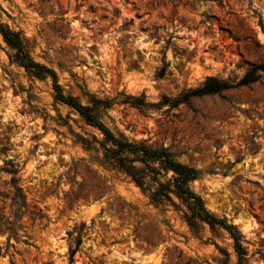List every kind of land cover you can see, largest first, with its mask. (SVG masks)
Returning <instances> with one entry per match:
<instances>
[{"label": "rangeland", "instance_id": "rangeland-1", "mask_svg": "<svg viewBox=\"0 0 264 264\" xmlns=\"http://www.w3.org/2000/svg\"><path fill=\"white\" fill-rule=\"evenodd\" d=\"M0 24L65 95L111 100L102 122L113 133L199 170L190 188L243 236L248 264H264V73L158 105L263 63L264 0H0ZM13 53L0 35V264H237L224 229H191L97 165L80 139L99 132Z\"/></svg>", "mask_w": 264, "mask_h": 264}, {"label": "trees", "instance_id": "trees-1", "mask_svg": "<svg viewBox=\"0 0 264 264\" xmlns=\"http://www.w3.org/2000/svg\"><path fill=\"white\" fill-rule=\"evenodd\" d=\"M0 35L6 45L14 51L11 57L15 62L34 77H50L55 101L72 109L85 125L99 132L100 140L94 136L91 142L80 139L86 151L100 154L92 157L97 165L124 175L155 208L165 212L166 207L170 206L181 212L191 229H198L200 224H206L211 230L216 227L224 229L233 240L237 264H248V258L243 252V236L233 225H228L225 219H218L210 213L201 196L190 188V184L199 179V170L178 162L176 155L168 148L149 146L146 141L128 140L120 133H113L102 122L104 110L112 106L111 100L91 98L88 105H82L77 99L63 93L52 70L29 59L28 46L20 33L0 24ZM261 73H264V62L250 66L237 83L207 77L198 88L184 92L173 100L164 97L158 105L169 104L176 107L179 104H187L193 97L215 95L225 90L248 86L257 82ZM75 245H78V242ZM74 253L75 249H70V262Z\"/></svg>", "mask_w": 264, "mask_h": 264}]
</instances>
